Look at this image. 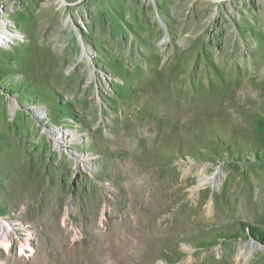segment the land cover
I'll list each match as a JSON object with an SVG mask.
<instances>
[{
    "label": "rangeland",
    "instance_id": "1",
    "mask_svg": "<svg viewBox=\"0 0 264 264\" xmlns=\"http://www.w3.org/2000/svg\"><path fill=\"white\" fill-rule=\"evenodd\" d=\"M256 1L0 0L9 31L21 35L0 44V142L23 148L29 171L10 183L0 170V219L15 222L33 250L21 252L14 238L10 250L0 245V264H264V248L236 258L248 241L264 245V52L251 31L264 36V3ZM223 42L235 45L232 64L219 62ZM82 44L89 53L79 59ZM211 44V64L224 72L186 76ZM204 165L217 180L198 186ZM173 168L167 191L181 187L180 201L167 215L178 234L140 238L123 225L118 247L106 250L102 226L116 200L128 202L141 182L143 200L161 199L155 187L171 183ZM206 219L216 232L199 231Z\"/></svg>",
    "mask_w": 264,
    "mask_h": 264
},
{
    "label": "bare ground",
    "instance_id": "2",
    "mask_svg": "<svg viewBox=\"0 0 264 264\" xmlns=\"http://www.w3.org/2000/svg\"><path fill=\"white\" fill-rule=\"evenodd\" d=\"M209 1H211V2H223L225 0H209ZM256 2H257L256 6L258 7V6H260V5H262L264 3V0H258ZM60 5H64V3L60 2ZM1 13L2 12H0V42L2 43V45H4V44L8 45V43L13 42L14 39H18L21 35L18 32L9 31L8 24L5 23L4 21H2ZM65 23H69L68 19H65ZM251 31H252V36L256 39L257 48L264 52V36H261L259 33L254 32L253 30H251ZM234 46H235L234 44L229 45L226 42H223L220 45L219 51H217L218 52L217 53L218 57L220 59L219 62L226 63V64H232L234 62V55H235V51H234L235 47ZM200 48H198V51L195 54L196 56H194L195 59H194V62L192 63V66H190L189 68H184L183 69L185 71V73H186V76H189V77L190 76L191 77H200V76H204L209 71L212 72L214 69L217 72L218 71L219 72H224L223 68H218V67L216 68V66H213L211 64V63H215V62H213V59H212L213 58V53H214V51H213L214 49L212 47V44L211 45L200 46ZM88 53H89V48L85 44H82L81 45V51H80V58L79 59L86 58V55ZM227 69H230V68H227ZM230 70H231V72L233 74H235V73H238V71L240 69L239 70L230 69ZM178 102H179V100L177 101V103ZM9 106L13 110L15 108V103L11 101ZM169 106H170V104H169ZM171 106H174V105H171ZM177 106H179V105H177ZM171 109H172V107H171ZM171 109H170V113L172 115L173 113L171 112ZM173 110L174 109H172V111ZM181 111L182 110H180V112ZM176 113H177V111H176ZM55 141L58 144V142H59L58 139L55 138ZM58 146L53 144V148L56 149V150H57ZM22 149H21V147H18V146L14 147L13 143H11L9 140L8 141H4V142H0V170L4 174V176H6V177H8L10 179L9 180L10 183H12L15 180V178L17 177V174H19V173H22V172L25 171V174H29V171H27L25 169L24 164H23V160H24L25 157H24V152H22L23 151ZM77 167L89 171L91 169V164L86 159H80L79 161H77ZM173 170L175 171L176 169L173 168ZM206 170H208L206 165L201 166V168L198 170V176H199L198 186H200V185L202 186L203 184L205 185L206 182H211V184H212V182L217 180L216 173L214 175H212V176H205V171ZM183 171L185 173H188V175H189V172L191 173L190 167H188V169H184ZM176 174H177V172L175 171V174H174L175 178L174 177L172 178L170 184H166L165 183V184H162V185L161 184L160 185L159 184L156 185V187H155L156 192L155 193L159 192V193L163 194V197L161 199H159V200L158 199L157 200H155V199L154 200H151V199L143 200L142 199L145 191L148 189V186H144L143 187V182H141L142 188L139 190V192H137V193H129V191L127 192L128 195L126 197L129 198L128 202L126 200H124L125 198L124 199L120 198V199L116 200V204H117L116 209L114 207H112V209H111L112 218L109 221H107L106 223H103V226H102L103 227L102 234L105 237V239L108 240V244H109V246L107 245L108 249H106V250H108L110 253H112V251L118 247L117 243H118L119 237H117V233H116L115 229L117 227L121 228L123 225H126V227L128 226V229L131 232V234L137 235L140 238L146 237L147 239H153V240L154 239H160L161 240V234H159L160 232L157 233V231H159V230L173 231L174 229H171V228H175V226L177 227L178 224L175 225V223L169 218L168 212L170 210H172L173 206L176 203H178L177 201H180V200L177 199L178 198L177 196L173 195V193L180 192V188L181 187H175L174 190L167 191L168 187H170L174 183H176V176H177ZM136 176H137L136 171L132 172V174L130 175V177H134V180H135ZM188 179H190L189 176H188L187 180ZM29 180L30 179L27 178L26 182H29ZM130 180H131V178H130ZM137 180L138 181L139 180L143 181V178H138ZM118 182H120V180H118ZM191 191L193 192L194 189L191 190ZM122 197H124V196H122ZM170 199H172V201H170ZM204 203H205V195L203 196L200 193V196H198V199H196V202H195L194 206L191 209L192 212L194 214H196V212L201 209V207H202V205ZM93 205L92 206L95 208V210H97L98 206H99L98 201L94 202ZM176 206H177L176 210L178 212L185 213V214H190L189 211H186L184 209L186 206H184L183 204H180V205L178 204ZM188 207H190V206H188ZM52 209L54 211H57L54 208H52ZM163 214H166V216L164 215L165 217L163 219H161L160 221H158V219ZM184 216L189 218V216H186V215H184ZM102 218L104 219V217H102ZM195 219L197 220V218H195ZM207 221L208 220L206 219L205 221H202V222H207ZM197 223H198V221H197ZM16 225L17 224L15 222L11 223L8 219H4V218L0 219V245H1V248H3L4 250H8V249L10 250L9 244L13 241L14 238H17L19 240L20 245H21L22 248L26 246L25 248L28 249V252H29V250L33 252V250L30 249L31 247H29L26 244V240H22L21 237L16 236V232H14V229H15L14 226H16ZM204 227L205 228H203L202 230H199V231L200 232L202 231V232H205V233H210V231H212V233H213V232L217 231V227H220V225L218 226L214 222H207V223L204 224ZM179 230L181 231L182 229H179ZM249 231H250V229H249ZM174 232L176 233L175 230H174ZM56 234H57V232H56ZM176 234H178V233H176ZM171 235H172V233L169 234V236H171ZM167 237H168V235H167ZM173 237H175V236H173ZM173 239L174 238H172V240ZM175 239H176V237H175ZM154 245H157V244H154ZM160 245H162V244H160ZM263 248H264V245H262L260 243H256V242H253V241H248V242L242 244L238 248V251H237V254H236V258L239 259L241 257H245V255L249 254V252H251V250H258V249H263ZM229 259H228V257H226V258L225 257L218 258L217 259V264H230L231 261ZM215 260L212 257H210V261H212L214 264H216ZM44 263L48 264L47 262H44Z\"/></svg>",
    "mask_w": 264,
    "mask_h": 264
},
{
    "label": "built area",
    "instance_id": "3",
    "mask_svg": "<svg viewBox=\"0 0 264 264\" xmlns=\"http://www.w3.org/2000/svg\"><path fill=\"white\" fill-rule=\"evenodd\" d=\"M2 21H4L3 19H2ZM5 22V21H4ZM5 23H7V22H5ZM8 29H9V26H8ZM10 30V29H9ZM5 36V35H4ZM0 44L2 45V43L0 42ZM11 244V243H10ZM26 244L29 246V244L26 242ZM9 247H10V245H9ZM26 247V246H25ZM25 247H21V245H20V242H19V250L21 251V252H24V250H25V252L27 251L28 252V249L27 248H25ZM29 252H30V250H29Z\"/></svg>",
    "mask_w": 264,
    "mask_h": 264
}]
</instances>
